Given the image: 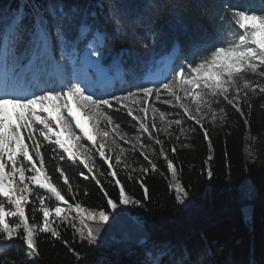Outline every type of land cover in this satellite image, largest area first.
<instances>
[{
    "label": "snow or ice",
    "instance_id": "obj_1",
    "mask_svg": "<svg viewBox=\"0 0 264 264\" xmlns=\"http://www.w3.org/2000/svg\"><path fill=\"white\" fill-rule=\"evenodd\" d=\"M183 7L194 5L189 0ZM108 8L107 20L114 32H127L119 4L109 0ZM3 16H10V21L0 30V245L22 241L25 264H37L33 258L39 255V234L59 240L61 227H71L73 239L92 247L100 246L102 238L105 243L127 241V233L117 237L105 231L113 222L128 218L127 206L144 207L142 200L126 194L117 179L121 164L124 169L131 167L123 148L111 155L118 147L113 133L129 142L118 119L120 113L131 117L132 127L138 126L148 140L159 145L175 199L184 203L188 191L177 178L164 140L153 133L163 131L171 136L173 126L182 135L203 132L212 149L204 127L209 118L213 124L217 119L225 123L231 112L247 124L245 108L250 110L255 98L264 101V0H225L217 13L219 27L214 37L193 42L184 54L152 56L142 66L120 56L106 57L108 33L97 26L90 6L49 0L0 8ZM147 32V37L141 36L139 26L134 25L133 43L154 51L158 33ZM260 106L264 109V102ZM149 111L163 127L155 120L149 124L142 115ZM97 137L104 142L97 144ZM132 139V149L139 144V154L156 170L157 165L145 154L155 151L152 144L142 143L139 134ZM171 152L176 154L177 145ZM141 171L147 173L148 168ZM207 175L211 177L212 171ZM78 177H83L81 183L95 181L106 199L103 207L89 209L69 203L66 197L76 199L79 184L74 189L73 181ZM101 177L108 184L114 182L117 195L108 191ZM136 223L142 229L138 218ZM137 243L146 257L143 264H160L159 257L169 252L180 255L172 264H206L205 256L210 254L204 250L196 261L185 259L189 255L186 247L167 242L149 246L147 234Z\"/></svg>",
    "mask_w": 264,
    "mask_h": 264
},
{
    "label": "trees",
    "instance_id": "obj_2",
    "mask_svg": "<svg viewBox=\"0 0 264 264\" xmlns=\"http://www.w3.org/2000/svg\"><path fill=\"white\" fill-rule=\"evenodd\" d=\"M33 2L46 4L49 0H27L24 4L30 5ZM52 2L76 4L81 8L90 6L96 13L97 26L108 33L105 55L115 58L122 56L126 49V62L142 66L150 57L167 53L175 40L179 42V52L184 54L193 42L214 37L219 27L217 13L225 0H190L194 7L188 8L183 5L189 0H113V3L119 4V10L128 25L127 32L120 33L114 32L108 23L107 17L111 14L109 0ZM18 4V0H0V8L5 10L6 6L15 9ZM173 5L177 7L174 8ZM9 21L10 16L0 17V30ZM134 25L139 26L141 36L147 37L148 29L158 33L153 43L154 51H145L138 43H133ZM262 102L264 101L255 98L253 107L250 110L245 108L247 124L239 114L233 115L231 112L225 123H220L217 119L216 124H213L209 118L204 127L208 129L212 149L208 148L209 142L204 140L203 132L187 131L182 135L173 126L175 130H169L172 132L171 136L153 133V136L164 140L165 151L174 162L177 178L188 191L184 203L176 201L174 190L170 187L172 177L167 172V162L159 155V145H155L152 140L155 151L146 150L145 154L157 165L156 170H152L139 154L140 149L124 153L126 162L135 169L139 168V171H133L131 167L124 169L123 164L116 169L119 173L117 179L125 186L126 194L134 200H142L144 204L142 208L127 206L128 218L122 217L105 230L106 234L114 233L117 237L127 233V241L121 244L111 241L105 243L102 238L100 246L92 247L79 239H73L71 227H61L59 240L52 238L50 234H39V255L33 259L37 264H141L146 257L137 240L147 234L149 246L167 242L190 250L192 243H197L210 253L205 256L207 264H264ZM172 114L169 112V116ZM118 119L123 122L127 133L135 130L132 127L135 122L126 113H120ZM185 128H189V125H185ZM25 142L28 143L27 140ZM174 144L177 145L176 154L171 152ZM209 156L212 159L209 160ZM109 163L115 164V160L110 159ZM103 167L107 168V164ZM142 167H147L148 172H142ZM208 171H212L211 177L207 175ZM129 175L132 179L128 178ZM82 180L83 177H78L73 181L74 189L77 184L79 189L75 200L66 197L69 203L78 202L89 209L103 207L106 199L99 191V186L95 181L81 183ZM101 181L113 196L117 195L119 189L114 182L108 184L103 177ZM141 183L144 187H141ZM244 206L250 208L249 220L244 218ZM137 218L142 223V229L136 223ZM24 248L20 240L0 245V264H13V261L15 264H25ZM172 254L174 259L171 260L167 255L159 257L160 264H172L173 260L180 258L178 252Z\"/></svg>",
    "mask_w": 264,
    "mask_h": 264
},
{
    "label": "rangeland",
    "instance_id": "obj_3",
    "mask_svg": "<svg viewBox=\"0 0 264 264\" xmlns=\"http://www.w3.org/2000/svg\"><path fill=\"white\" fill-rule=\"evenodd\" d=\"M142 115H145V117H146L147 121L149 122V124H151L152 121L155 120L156 123L158 125H160L158 116L154 117L153 114L150 111L148 113L142 114ZM82 123H83V121H82ZM160 126L163 127L162 125H160ZM85 127H87L89 129V131L91 132V128H90V126L88 124H85ZM76 132H77L78 135H82V133H80L79 129H76ZM134 134H139L141 136V142L142 143H151L152 145L154 144L152 142V140L151 141L148 140V134L140 132L139 129H138V126H137L132 133H127L126 132V136H127L128 141H129L127 144L125 143L124 140H121L118 135H116L115 133L112 134L113 136H115V138L117 140V144H118V147H115V149H114L112 154L115 155L116 153H119L120 148H123L124 151H126L124 153H127L128 151L132 153L134 151L132 149V143H134L132 137H133ZM164 134L165 133L163 131L159 132V135H161V136H163ZM103 142L104 141H102L99 137H97V144L103 143ZM84 143H85L86 146H90V144H91V142H89L87 140H85ZM108 146L109 147L112 146L110 142H109ZM136 149H139V144L136 145ZM147 151H151V150H147ZM131 168L135 169L134 166H131ZM135 170L139 171L140 169L136 168ZM243 213H244V218L246 220H249V218H250V208L247 207V206H244L243 207ZM202 252H204V249H203V247L201 245H199L197 243H192V245L190 247V250H189V255L187 257H185V259H190L192 261H196L199 258L200 254ZM170 253L171 252H169L167 254V257L171 259L172 257H174V255L173 254L171 255ZM141 264H143V263H141ZM206 264H207V262H206Z\"/></svg>",
    "mask_w": 264,
    "mask_h": 264
}]
</instances>
